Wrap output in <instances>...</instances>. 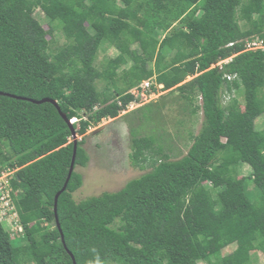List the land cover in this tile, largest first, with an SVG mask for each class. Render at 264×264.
<instances>
[{"label":"trees","instance_id":"16d2710c","mask_svg":"<svg viewBox=\"0 0 264 264\" xmlns=\"http://www.w3.org/2000/svg\"><path fill=\"white\" fill-rule=\"evenodd\" d=\"M56 29L65 38L53 47ZM256 40L264 0H0V174L19 168L10 196L23 228L12 237L0 219V264H74L67 248L77 264H251L264 252V48L247 46ZM106 47L118 52L100 61ZM148 79L151 92L163 84L192 115L203 111L189 151L172 159L155 134L132 128V162L152 170L77 200L86 132L140 101L131 90ZM225 91L237 94L224 103ZM13 94L57 99L79 119L58 200L64 242L54 206L72 130L53 103ZM152 104L137 109L143 118Z\"/></svg>","mask_w":264,"mask_h":264},{"label":"rangeland","instance_id":"374dc122","mask_svg":"<svg viewBox=\"0 0 264 264\" xmlns=\"http://www.w3.org/2000/svg\"><path fill=\"white\" fill-rule=\"evenodd\" d=\"M240 12L241 8H239L238 14ZM35 14L45 24L47 29L51 27L40 8L36 9ZM49 38H54L55 44L53 47H56L57 44L59 45L64 41L65 37L61 29H56L54 34L50 35ZM256 42L257 47H264L262 41L256 40ZM135 47H138V45ZM117 52L115 48L106 47L100 52L99 60L104 61L106 57H113ZM172 55L173 53L170 54V56ZM230 59L231 57L218 63L219 65H223V63ZM217 64H213L212 66ZM191 78L188 77L186 80ZM99 85L102 86L103 82ZM160 85L161 88L159 89L161 90L154 94L153 97H149L148 101H140L138 104L132 102L117 117L103 119L97 125L89 127L86 132L87 140L84 147L90 155V161L88 166H77L76 168L83 175L84 179L82 187L74 193V197L77 200L99 196L104 192L121 190L130 180L152 170V167L141 168L132 162V128H136L139 135L155 134L158 137L157 142L163 146L165 152L171 155L172 159H179L187 154L193 142L190 139V132L197 135L203 126L205 119L203 111L200 110L197 114L192 115L190 113L191 106L189 102H186L181 97L179 91L170 93V89L162 90L163 84ZM236 94L235 91L231 94L225 91L223 94L224 103L228 101L230 95ZM243 96L244 94H241L238 97L243 100ZM147 103H153L151 105L153 106V110L148 114L150 117L143 118L142 111L137 109ZM263 116L258 120V123H261V125L264 124ZM78 138L81 139L82 136L78 135ZM18 169H4L0 174V187L2 183H6L12 179ZM239 172L240 176L247 175L249 166L246 163H242L239 166ZM4 212L5 209L0 205L2 222L10 235L14 237L18 232L22 231V226L19 228V222L16 223L15 219L11 220L9 217H6ZM231 247L235 249L236 245ZM231 251V248H227L223 251V255ZM199 264L207 263L201 260ZM251 264H264V252L255 250L252 253Z\"/></svg>","mask_w":264,"mask_h":264},{"label":"built area","instance_id":"2783aa9c","mask_svg":"<svg viewBox=\"0 0 264 264\" xmlns=\"http://www.w3.org/2000/svg\"><path fill=\"white\" fill-rule=\"evenodd\" d=\"M257 46L258 45H257L256 41H254L252 43H248V48H252V49L264 48V47H257ZM153 83L154 82L151 79L145 80L143 83H141L140 87H136V88L132 89L131 92L133 94H135L137 97H140V99H141L140 101H148L147 99L149 97H153V95L156 94V92H151L149 90V89H151V85ZM159 87H161V85ZM140 101L135 100L133 102L138 104V103H140ZM12 191H13V189L11 187L10 180L6 183L1 184V187H0V205L3 209H5L4 214L6 215V217H9L11 220L15 219L16 223H18V221H17V215L18 214H17V211L14 209L15 206L13 204V198L10 196ZM0 219H1V215H0ZM1 222H2V219H1ZM19 228H21L20 225H19Z\"/></svg>","mask_w":264,"mask_h":264},{"label":"water","instance_id":"95a60500","mask_svg":"<svg viewBox=\"0 0 264 264\" xmlns=\"http://www.w3.org/2000/svg\"><path fill=\"white\" fill-rule=\"evenodd\" d=\"M0 93H3V92H0ZM7 94H9V93H7ZM12 96L19 97V98H22V99H29V100H32L33 102L40 103V104L44 103V102L53 103L57 107V109L59 110V112L61 113L63 118L68 122V124L70 125V128L72 130L73 139H74V154H73V158H72V163H71V166H70V170H69V174H68L67 180H66L63 188L56 194L55 206H54V210H55V214H56L57 226H58V228H60L61 233H62V229H61V225H60V221H59V216H58V200H59V197H60L61 193L67 188V185H68V182L70 180L71 174H72V172L75 169L76 153H77V148L79 146V139H78L77 131L74 128L72 121L67 117V114L62 111L61 106H60V104H59L57 99H53V98H50V97H45V98L39 100V99H32V98L17 96V95H14V94ZM62 240H63V242L65 241L63 233H62ZM65 247H67V245ZM67 250L70 253V255L72 256L74 264H77V261H76V258L74 256V254L68 248H67Z\"/></svg>","mask_w":264,"mask_h":264},{"label":"clouds","instance_id":"9594fccd","mask_svg":"<svg viewBox=\"0 0 264 264\" xmlns=\"http://www.w3.org/2000/svg\"><path fill=\"white\" fill-rule=\"evenodd\" d=\"M248 46V45H247ZM248 49H252V48H248ZM232 58V57H231ZM226 60V59H225ZM220 62V61H219ZM218 63V62H217ZM216 63V64H217ZM217 65H219V63L217 64ZM216 66V65H215ZM219 66H222V65H219ZM160 85V84H159ZM158 85V86H159ZM159 88H161V87H159ZM71 121H72V123H74V122H77L79 119L77 118V117H74V118H72V119H70ZM78 134V133H77ZM79 135V134H78ZM83 137V136H82ZM79 139V138H78ZM82 139V138H81ZM81 139H79V141L81 140ZM73 141H74V139H73ZM3 172V171H2ZM10 183H11V179H10ZM11 187H12V189H13V191H14V188H13V186H12V184H11ZM13 204H14V201H13ZM14 206H15V204H14ZM15 210H17L16 209V206H15V208H14ZM2 224H3V222H2ZM4 225V224H3Z\"/></svg>","mask_w":264,"mask_h":264}]
</instances>
